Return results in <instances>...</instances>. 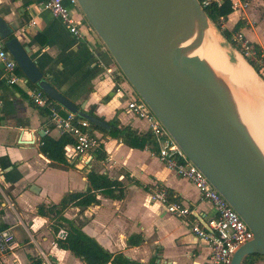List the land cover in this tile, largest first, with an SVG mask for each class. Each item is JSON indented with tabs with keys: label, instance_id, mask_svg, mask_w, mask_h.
<instances>
[{
	"label": "crops",
	"instance_id": "obj_1",
	"mask_svg": "<svg viewBox=\"0 0 264 264\" xmlns=\"http://www.w3.org/2000/svg\"><path fill=\"white\" fill-rule=\"evenodd\" d=\"M41 1L0 0V15L11 34L29 48L43 78L109 125L117 119L139 134L149 131L147 123L127 109L129 97L116 90L119 82L125 88L130 85L80 9L72 7L82 33V38L76 39L40 6ZM239 18L244 19L241 29L246 37L264 44V20L250 14L249 7L232 11L223 25L230 30ZM28 89L37 88L30 82L8 84L0 63V229H11L19 243L4 256L5 264H29L30 257L41 258L42 264H84L55 244L49 217L36 210L42 203H58L67 192L86 191L90 170L117 182L121 196L97 192L95 203L83 210L69 207L64 216L82 220V230L103 249L139 264H206L210 247L196 237L191 225L197 222L205 226L216 211L212 203L200 198L191 181L163 165L149 148L130 146L94 129L92 123L91 130L100 138L96 150L77 155L71 139L63 148L64 163L48 158L40 148L44 138L57 140L65 134L32 102ZM154 146L157 152L156 143ZM154 187H163L169 201L187 205L192 213L180 217L170 214L163 204L151 202L149 193ZM133 235L142 241L130 244L128 239ZM253 264H264V258L255 259Z\"/></svg>",
	"mask_w": 264,
	"mask_h": 264
},
{
	"label": "water",
	"instance_id": "obj_2",
	"mask_svg": "<svg viewBox=\"0 0 264 264\" xmlns=\"http://www.w3.org/2000/svg\"><path fill=\"white\" fill-rule=\"evenodd\" d=\"M77 2L129 85L253 231V238L235 251L230 264H242L251 254L264 256V155L240 122L247 112L253 114L257 103L241 83L215 69L200 54L206 40H215L234 65L226 38L201 3ZM11 32L0 15V38L29 82L66 110L96 126L110 128L44 79L29 48L16 36L9 38Z\"/></svg>",
	"mask_w": 264,
	"mask_h": 264
},
{
	"label": "built area",
	"instance_id": "obj_3",
	"mask_svg": "<svg viewBox=\"0 0 264 264\" xmlns=\"http://www.w3.org/2000/svg\"><path fill=\"white\" fill-rule=\"evenodd\" d=\"M42 0L40 6L49 10L58 18L76 38L81 39L80 22L75 18L72 7H77V0ZM220 3V0H215ZM231 8L244 10L249 3L242 0H229ZM209 1H203L205 6ZM225 20L221 19V28ZM35 21L32 20L31 24ZM90 26V25H89ZM91 28V26H90ZM92 29V28H91ZM232 38L235 48L250 63L263 68L264 73V44L253 46L242 29L234 32ZM0 63L3 66L6 82L8 84L21 83L27 85L29 81L23 73L17 71V63L7 50L5 42L0 38ZM116 90L127 95V109L136 117L147 123L148 130L153 135L157 146V158L167 168L172 169L176 175L184 177L192 182L199 192L202 200L212 203L216 216L209 219L205 226L197 222L191 225V230L196 237L208 243L210 253L206 264H230L235 251L244 243L250 241L254 233L234 210L222 194L213 187L205 174L194 165L186 156L182 148L164 128L160 120L149 109L145 101L135 93L133 88H125L121 82L117 83ZM32 102L49 113V120L54 128L61 134L68 135L72 139V146L77 155L85 156L96 150L100 145V138L90 128V122L77 114L64 109L55 100L50 98L41 88L28 89ZM2 101L0 100V115ZM1 176V172H0ZM151 202L161 203L166 210L173 215L186 217L192 213L187 206L177 201H169L167 192L163 187H154L149 193ZM58 235L64 237V231ZM19 246L13 232L9 228L0 229V264H5L4 256Z\"/></svg>",
	"mask_w": 264,
	"mask_h": 264
},
{
	"label": "trees",
	"instance_id": "obj_4",
	"mask_svg": "<svg viewBox=\"0 0 264 264\" xmlns=\"http://www.w3.org/2000/svg\"><path fill=\"white\" fill-rule=\"evenodd\" d=\"M201 4L203 1H209L207 5L203 6L205 12L211 19V21L219 28L222 35L226 38L228 42L235 47L232 35L234 32L238 31L244 25V19L239 18L237 23L232 29L221 28L220 20H226L227 16L233 11L231 8V2L229 0H220V3L215 0H198ZM249 4H253L254 0H242ZM13 36L10 34L9 38ZM256 47V43H252ZM248 63L253 67L255 72L264 81L263 68L257 66L253 63ZM17 71L22 73L17 66ZM35 88H39L37 84L31 83ZM44 114H49L48 110L41 109ZM89 114L94 115L92 112ZM49 116V115H48ZM94 129L101 130L104 134L111 135L116 138H121L123 142L133 147L149 148L153 154H157L156 148L154 146L155 141L153 135L150 131L144 134H139L135 130L131 129L129 126H122L119 121L115 119L110 124V129L108 131L91 124ZM71 143V138L67 135L60 136L57 140L52 138H44L40 148L41 151L50 159L64 163V146L67 143ZM88 188L84 192H67L63 195L58 203L50 202L48 204H39L37 206V214L41 216L49 217L51 223V229L54 234L55 244L65 250H69L73 255L78 257L84 264H139L134 261H130L121 254H112L107 250L103 249L98 242L87 235L83 230V222L80 219H69L64 216V212L67 208L77 206L80 210H83L87 206L95 203L96 193L104 192L108 193L110 196L120 197L121 188L117 185V182L109 179L105 175L96 173L94 170H90L87 174ZM116 191L118 194H114ZM60 230L66 232L64 237L58 235ZM137 237V238H134ZM130 244H139L142 239L139 236L133 235L128 239ZM264 258L260 254H251L246 256L242 264H253L255 259ZM29 264H42V259L38 257H30Z\"/></svg>",
	"mask_w": 264,
	"mask_h": 264
},
{
	"label": "bare ground",
	"instance_id": "obj_5",
	"mask_svg": "<svg viewBox=\"0 0 264 264\" xmlns=\"http://www.w3.org/2000/svg\"><path fill=\"white\" fill-rule=\"evenodd\" d=\"M228 48L229 55L234 65L229 64L223 50L215 40H206L200 54L205 57L215 69L227 73L237 80L256 100L257 106L253 107V114L248 112L241 119L243 130L253 139L264 155V81L254 72L251 66Z\"/></svg>",
	"mask_w": 264,
	"mask_h": 264
},
{
	"label": "rangeland",
	"instance_id": "obj_6",
	"mask_svg": "<svg viewBox=\"0 0 264 264\" xmlns=\"http://www.w3.org/2000/svg\"><path fill=\"white\" fill-rule=\"evenodd\" d=\"M249 7V13L250 14H254V15H256V17L258 18V20L260 19H263L264 20V0H254V2H253V5H252V7H250V6H247V8ZM251 24H255V22L254 21H252L251 22ZM224 43L226 44V45H228L230 48H231V50H232V52H234V51H237L236 49H234V47L232 48V45L229 43V42H227L226 40L224 41ZM238 55H239V57H241V59L243 58L240 54H239V52L237 51L236 52ZM250 65V64H249ZM125 78V77H124ZM125 81L127 82V80L125 79ZM136 93V92H135ZM47 261V260H46ZM47 264V263H46ZM52 264V263H51Z\"/></svg>",
	"mask_w": 264,
	"mask_h": 264
}]
</instances>
